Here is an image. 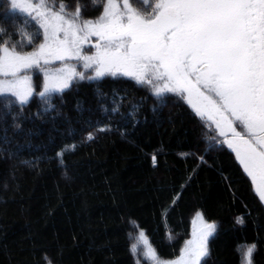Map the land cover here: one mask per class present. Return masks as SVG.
<instances>
[{
  "label": "trees",
  "instance_id": "obj_1",
  "mask_svg": "<svg viewBox=\"0 0 264 264\" xmlns=\"http://www.w3.org/2000/svg\"><path fill=\"white\" fill-rule=\"evenodd\" d=\"M81 2L87 5L84 18L100 14L102 5ZM64 3L74 10L75 0ZM6 11L0 0V27L10 34L0 41L32 50L20 29H34L4 21ZM33 83L36 92L23 109L0 102V264H47L45 256L52 264H138L141 252L131 248L139 246V231L159 257L171 260L189 237L196 212L216 226L201 264H244L251 244L253 264H264V209L249 179L181 99L166 94L165 106L133 80L86 78L55 94V107L43 113L40 80ZM114 94L118 102L124 99L121 114L109 119L111 112L105 116L100 104L111 109ZM133 104L139 107L130 116ZM89 120L109 130L89 128ZM65 144L75 151L60 164L55 157Z\"/></svg>",
  "mask_w": 264,
  "mask_h": 264
},
{
  "label": "snow or ice",
  "instance_id": "obj_2",
  "mask_svg": "<svg viewBox=\"0 0 264 264\" xmlns=\"http://www.w3.org/2000/svg\"><path fill=\"white\" fill-rule=\"evenodd\" d=\"M138 2L91 0L92 5H102V12L91 19L84 18L87 5L81 0H75L72 11L64 0L58 5L49 0H7L9 11L3 20L11 18L13 24L19 20L34 32L20 29L31 51L18 50L9 40L0 41V102L9 109L29 104L36 92L29 74L33 69L43 73L38 92L46 105L43 113L55 107L54 95H63L77 79L126 77L148 87L165 106L166 94H171L183 100L207 127L215 125L222 138L217 144L226 145L234 154L264 204V0H142L136 6ZM0 36L10 39L4 27ZM85 44L94 49L92 54L83 52ZM70 61L81 63L93 75L86 77ZM97 96L103 98L99 89ZM119 99L122 102L124 97ZM120 102L114 94L113 107L100 104V110L105 116L111 112V119L121 114ZM138 107L133 104L128 115L134 116ZM86 123L97 131L109 130L99 121ZM94 138L89 131L86 139ZM69 150L75 151V146L65 144L57 151L58 163L64 164ZM152 159L155 163L156 157ZM23 163L31 166L34 162ZM237 223L243 219L237 217ZM215 228L197 213L192 239L174 260L159 257L143 231L139 241L153 264H201L209 254L207 241ZM255 248V244L246 245L244 264H253ZM131 251L135 254L137 245ZM45 260L52 264L47 256Z\"/></svg>",
  "mask_w": 264,
  "mask_h": 264
},
{
  "label": "rangeland",
  "instance_id": "obj_3",
  "mask_svg": "<svg viewBox=\"0 0 264 264\" xmlns=\"http://www.w3.org/2000/svg\"><path fill=\"white\" fill-rule=\"evenodd\" d=\"M54 0H49V2L50 3H52ZM6 2H7V0H6ZM56 3V2H55ZM101 12H102V10H101ZM41 40H42V35H41V38H40ZM92 41L94 42L95 41V38H92ZM31 51V50H30ZM83 52L85 53V54H92V52H94V49H92L91 47H90V44H85V46H84V48H83ZM59 62H57V64H58ZM70 64H72V65H74V66H76V69H77V71L78 72H84V74H85V76L87 77V76H90V75H93V73H92V71L91 70H88L87 72H85V70L83 69V67H82V64L81 63H79V62H77V61H70L69 62ZM57 65H52L51 67H56ZM32 77H33V80L34 79H37V80H40V86L42 85V83H43V73H42V71L40 70V69H33V70H31V72L29 73ZM35 75V76H34ZM35 77V78H34ZM109 77H111V76H109ZM122 78H125V79H129V78H126V77H122ZM129 80H131V79H129ZM144 87H146V86H144ZM148 88V87H147ZM41 90V87L39 88V91ZM38 91V92H39ZM171 95V94H170ZM37 96H38V93H37ZM39 97V96H38ZM183 101V100H182ZM184 102V101H183ZM185 103V102H184ZM212 131H213V133H214V135H215V137H217L218 139H222V138H220L219 136H218V133L215 131V125H211V128H210ZM239 130V129H238ZM223 147L224 148H226L227 150H229L228 148H227V146L226 145H223ZM230 151V150H229ZM231 152V151H230ZM233 156H234V154H233ZM234 158H235V156H234ZM238 163V162H237ZM242 169V168H241ZM243 171V170H242ZM197 213H199L200 214V212H196V213H194L193 214V216L191 217V220H190V233H189V237L187 238V240L186 241H188V240H190V239H192V232H193V221H195L196 220V216H197ZM201 215V214H200ZM202 216V215H201ZM205 222V221H204ZM207 223V222H206ZM211 224V223H210ZM197 227H199V222H197V225H196ZM140 232L141 231H139L138 233H137V235H136V238H135V240H136V243L139 245V246H137V251H139L140 250V252H141V259H139V263L138 264H153V262L150 260V259H148L146 256H145V254H144V249H143V245H142V243L139 241V234H140ZM213 234V233H212ZM212 236V235H211ZM211 236H209L208 237V239L211 237ZM185 241V242H186ZM208 242V241H207ZM184 245H185V243H184ZM184 245H183V247H184ZM182 247V248H183ZM182 250V249H181ZM181 252V251H180ZM179 255H180V253H179ZM179 255L176 257V258H174V259H177L178 257H179ZM174 259H171V260H174ZM202 262V261H201Z\"/></svg>",
  "mask_w": 264,
  "mask_h": 264
},
{
  "label": "flooded vegetation",
  "instance_id": "obj_4",
  "mask_svg": "<svg viewBox=\"0 0 264 264\" xmlns=\"http://www.w3.org/2000/svg\"><path fill=\"white\" fill-rule=\"evenodd\" d=\"M250 180V179H249ZM251 182V181H250ZM253 191H254V189H253ZM255 193V192H254ZM257 197V196H256ZM257 199L259 200V198L257 197ZM260 202V201H259ZM261 203V202H260ZM261 205H262V207H263V209H264V204H262L261 203Z\"/></svg>",
  "mask_w": 264,
  "mask_h": 264
}]
</instances>
